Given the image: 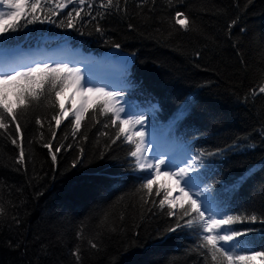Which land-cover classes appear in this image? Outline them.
Returning a JSON list of instances; mask_svg holds the SVG:
<instances>
[{"label":"trees","instance_id":"obj_1","mask_svg":"<svg viewBox=\"0 0 264 264\" xmlns=\"http://www.w3.org/2000/svg\"><path fill=\"white\" fill-rule=\"evenodd\" d=\"M74 6L52 16L56 23L37 21L3 34L0 51L63 45L94 58H124L119 91L125 107L143 114L155 136L182 146L186 159L221 150L194 162L198 171L190 174L203 192L199 199L216 213L241 220L256 215L257 222L235 227L253 229L240 239L264 251V93H258L264 86V0H122L121 11L102 19L97 3L91 10L96 19L82 12L75 27L57 26ZM178 11L188 17L189 30L173 24ZM8 91L16 108L15 90ZM97 104L91 100L74 130L71 116L56 125L59 101L54 108L42 95L17 108L19 132L0 129V264H214L198 247L202 233L185 225L189 217L166 231L175 228L181 205L161 207L166 189L158 182L153 193L160 188L159 197L139 190L146 173L135 169L132 145L124 135L116 139L119 128Z\"/></svg>","mask_w":264,"mask_h":264},{"label":"snow or ice","instance_id":"obj_2","mask_svg":"<svg viewBox=\"0 0 264 264\" xmlns=\"http://www.w3.org/2000/svg\"><path fill=\"white\" fill-rule=\"evenodd\" d=\"M121 2L122 0H0V6L7 9V11H0V36L9 32L22 30L28 24H33L37 21L40 23H56L52 19V16L58 15L68 8L69 5L75 6L72 7L71 11L66 13L65 19L61 20L57 26L73 28L76 26L75 22L78 19H83L81 16L82 12L92 19H96L95 16H92L91 10L97 3L99 8L104 9L103 13L99 11L96 13L102 19L104 14L110 10L121 11ZM123 2L126 4V0H123ZM44 8H48L49 11L48 13H44L43 18H41V15L37 13H43ZM123 11H126V8ZM21 21L23 22L21 23ZM236 23L237 21L233 20L229 28ZM173 24L179 25L185 31L189 30L191 26L188 17L179 11L175 13ZM131 27L129 25V28ZM96 31L102 34V29L98 24ZM115 47L119 48L120 45L116 44ZM196 55L198 56L199 53ZM69 84L77 89L82 98L95 97L98 101L97 109L99 114L108 116L111 124L119 128L116 139H120V136L124 135L125 141L132 145L129 155L135 160L134 167L136 170L146 173L142 178L139 190L146 189L149 197L153 195L159 197L161 195L160 188L157 187L155 193H153V186L156 184L155 177L160 175L163 170L164 175L175 179L181 193V196L177 197V199L187 197V207L181 204L182 212L176 221V226L175 228L167 229V232H174L177 228L182 227L179 222L180 219L189 217L185 221V225L202 233L200 237L201 243L198 247L204 249L206 254L210 255L211 261L214 264H264V251L247 248L240 239L252 232L253 229L240 231L235 227L237 222H257L258 217L256 215L244 217L241 220L240 217L228 215L227 213L213 212L212 209L205 206L204 201L198 198L203 194L202 191L191 193V188L194 187V184L190 173L198 171L194 167V162L201 161V158L205 155H220L221 150L218 149L216 152L209 153L198 152L195 156L189 157L184 161V167L174 165L170 159L165 158V155L148 156L146 154L148 148L142 147V145L147 143L143 129L133 131L131 135H128L129 128L144 124V115L125 109L124 104L127 102L123 100L122 91H109L106 87L93 85L91 79L86 78L79 68L70 66L66 62H57L55 64L45 62L0 71V129L7 130L10 126H14L16 131L19 132L20 124L18 122L17 108L20 111L25 110L33 101H38L42 95L45 99H50L52 106L55 108L58 103L55 97L59 96L60 92ZM9 86H12L15 90L16 108L5 103ZM252 91L254 94L256 93L255 89ZM258 93H264V86L259 87ZM129 109H131V106H129ZM85 112H87V109L83 107L77 108L74 111L68 109L66 112L65 108L61 106L59 111L52 116V120H55L56 125L59 126L64 119L72 116L74 117V122H69L72 123L74 130H79ZM36 123L41 124V120L37 118ZM107 126L105 125V127ZM55 135L56 133L53 132V138ZM73 135H75V131ZM133 136L138 137V139H133ZM112 142L115 143V140ZM12 143L15 144L16 140L13 139ZM48 146L45 145V147ZM68 147L70 148L71 145ZM60 150L57 147L55 152H59ZM55 152L52 154L54 162L56 160ZM20 162H23V148H21L20 152ZM77 162L74 161L73 167L76 166ZM186 189L188 190L186 191ZM193 196L197 198H193ZM145 202L147 203L148 201ZM151 202L155 203L154 200ZM165 203H168L170 207H175L169 200L166 191L163 194V198L159 200V205L163 207ZM206 212H208L207 216L205 215ZM168 215L175 216L176 213L170 211ZM259 222L264 224V219L259 220ZM89 243L92 248H97L96 243L92 241H89ZM78 253V249L73 252L77 261L80 259Z\"/></svg>","mask_w":264,"mask_h":264},{"label":"rangeland","instance_id":"obj_3","mask_svg":"<svg viewBox=\"0 0 264 264\" xmlns=\"http://www.w3.org/2000/svg\"><path fill=\"white\" fill-rule=\"evenodd\" d=\"M2 7L3 6H0V11H2ZM24 50L20 51V50L15 49L13 51L7 52V53L13 52L11 54H6L0 51V55L3 58V61H0V71H6V70H11L17 67H21V66H27V65L35 64V63H45V62L49 64H55L57 62H66L70 66L78 68V64L80 61L81 63H87V64H93L95 63V61H102L103 64H110V63L114 64L115 66L113 67V70L115 69V71H117V72L113 71L111 75H109L108 79L110 82L107 87V90L119 91V87L121 85L120 78H121V75L124 73V69L127 65L125 63V59L120 56L112 57L111 55H106V56L96 59L91 55L81 54L80 51H77V50L73 51L71 49L63 47V45L50 48L49 53H46V51H49V50L43 47H32V48H26ZM32 51L33 52L35 51V53L31 54ZM28 54H30V56ZM65 57L70 58V59H65ZM66 90L58 96L60 107L63 106L61 102V96L64 95ZM123 100L125 101L124 98ZM14 102H15V96L13 92L11 93V91H8V96H7V100L5 101V103H8L13 107ZM124 107H125V104H124ZM68 109H70V103L69 105L66 106V109H65L66 112ZM125 109L128 110L127 107H125ZM141 128L143 129V132L145 133V139L147 141V143L142 145V147H146L147 144L149 143L150 137L147 132V127H146L145 122L143 125H135L134 128H129L128 135H131L133 131H140ZM154 139L159 144V147L151 148L150 151L146 153L148 156L165 155V158L170 159L174 165H177L179 167L185 166V165L181 166V164L184 163L185 160H187L185 154L181 150L182 146H177V145L166 143L165 140L163 139V136L161 135L154 136ZM155 179H156V182H158L159 185L163 187V189H166V192L168 193V196H169V200L175 205L174 208L172 207L173 209L187 202V197H184L183 199H177V197L181 196L180 191L177 193L176 197L172 195L173 186L176 185L175 179L170 176L164 175L163 170L160 175L155 177ZM193 184H194V187L191 188V193H198L202 191L201 188L197 187L198 183L193 181ZM181 186H183V184H181ZM187 190L188 189H186V191ZM193 198H197V197L193 196ZM166 204L169 206L168 203ZM205 215L207 216L208 214L205 213Z\"/></svg>","mask_w":264,"mask_h":264},{"label":"bare ground","instance_id":"obj_4","mask_svg":"<svg viewBox=\"0 0 264 264\" xmlns=\"http://www.w3.org/2000/svg\"><path fill=\"white\" fill-rule=\"evenodd\" d=\"M54 47H56V46H54ZM43 48L48 49L49 51H46V53H49L50 48H52V47H49V48L43 47ZM73 51H75V50H73ZM33 53H35V51L31 52V54H33ZM81 54H85V53H81ZM28 55L30 56V54H28ZM65 59H70V58L65 57ZM0 61H3V58L1 55H0ZM114 66L115 65L112 63L103 64L102 61H95V63H93V64L81 63V61H80L78 64V68L81 70V73L86 78H90L93 85L106 87V88L108 87L109 82H110L108 79L109 75H111V73L113 71L117 72V71H115V69L113 70ZM92 99H94V97L82 98L81 94L72 85L70 87H68L66 92L64 93V95L61 96V102L63 104V107L66 109V106L69 105V103H70V109H72L73 111L77 108H81V107L85 108L91 102ZM148 134H149L150 140H149V143L147 144L146 148H148V151H150V149L155 148V146L159 147V144L155 141V139L151 135V133L148 132ZM172 192H173L172 195L174 197H176L177 193L179 192V188L177 187V185L173 186Z\"/></svg>","mask_w":264,"mask_h":264}]
</instances>
